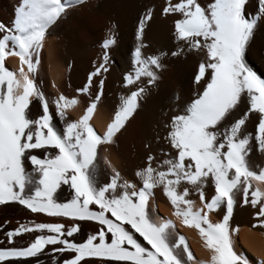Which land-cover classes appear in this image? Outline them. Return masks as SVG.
Listing matches in <instances>:
<instances>
[{"label":"snow or ice","instance_id":"obj_1","mask_svg":"<svg viewBox=\"0 0 264 264\" xmlns=\"http://www.w3.org/2000/svg\"><path fill=\"white\" fill-rule=\"evenodd\" d=\"M87 5L18 0L10 23H0V205L50 218L14 228L8 220L0 223V264H41L46 246L52 248L44 264H195L183 237L172 242L171 222L153 219L149 201L157 191L173 215L199 233L211 264H250L233 247L230 218L239 203L253 210L252 228L264 229V190L254 186L264 184V79L248 63L252 38L264 24V0H164L158 12L146 6L134 30L132 70L122 74L127 93L101 133L90 118L110 70L111 29L76 89L87 98L78 119L66 118L78 100L61 94L52 101L58 128L35 83L49 30ZM157 18L170 24L168 51L152 50L144 40ZM193 53L194 94L155 137L166 147L153 151L145 142L130 179L105 160L110 175L99 182L100 151L119 148L128 122L149 103L162 60ZM7 57L18 58L17 73L4 66ZM65 189L67 198L60 200ZM193 195L199 207L189 199ZM210 214L219 219L213 222Z\"/></svg>","mask_w":264,"mask_h":264},{"label":"bare ground","instance_id":"obj_2","mask_svg":"<svg viewBox=\"0 0 264 264\" xmlns=\"http://www.w3.org/2000/svg\"><path fill=\"white\" fill-rule=\"evenodd\" d=\"M18 0H0V23L8 25L13 19V10ZM164 0H88L85 8L79 9L72 16L62 21L55 28L49 30L42 49L41 62L38 66L35 83L43 90L48 98L52 111L53 121L59 128L55 117V108L52 101L59 95L66 98H76L78 105L66 111L69 121L78 119L85 106L86 97H80L76 89L84 83L87 73L93 69L101 54L100 43L111 29L115 44L110 47L109 71L103 77V98L98 103L90 118V124L101 133L107 123L111 121L114 110L119 103V97L127 93L122 84V74L131 72V52L135 46L134 30L139 15L148 5H153L157 12ZM252 4L248 11L251 12ZM168 21L154 19L151 26L144 34V40L152 50L168 51L173 47L169 34ZM197 56L189 54L187 58L174 59L170 56L162 60L163 69L158 73L159 79L156 87L152 89L149 103L136 117L128 122L126 129L119 136V148L101 150L99 153V182H104L110 169L104 161L108 160L115 166L126 179L132 174L141 157L147 151L145 142H150L151 149L166 147L162 141L157 143L155 137L163 133V123L171 115L177 113L183 102L193 94L195 86L191 83ZM248 63L250 67L264 79V24L255 32L249 48ZM4 66L14 73L20 68L16 57H7ZM27 72V67H24ZM92 91H95L93 87ZM33 113L38 112V107L32 108ZM258 160L259 157H256ZM254 186L264 190V184L254 182ZM60 200L67 198V189L60 193ZM194 206L199 207L196 196H190ZM149 209L154 212L153 219L157 222L166 219L174 226L169 229L174 235L183 237L195 264H211L210 253L203 245L199 233L194 228L185 226L181 219L173 215V209L159 191L149 201ZM250 207H241L239 203L234 207L230 218V226L236 231L231 235L233 247L237 252L243 253L250 264H264V229L252 228L256 221L252 216ZM222 214V210H221ZM47 219L43 214H33L18 205H0V223L9 221L8 227L14 228L18 223L29 220L43 222ZM213 222L219 219L215 214H210ZM90 223V222H83ZM19 239V238H17ZM52 246H46L47 255L40 257L41 264L48 260ZM183 258V246L179 248ZM70 254L65 253V256Z\"/></svg>","mask_w":264,"mask_h":264}]
</instances>
